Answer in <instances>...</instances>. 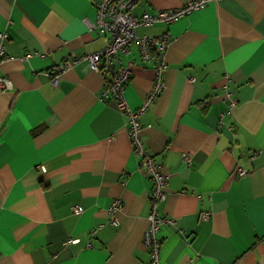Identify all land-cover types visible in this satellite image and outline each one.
Listing matches in <instances>:
<instances>
[{
	"label": "crops",
	"instance_id": "0c3cea01",
	"mask_svg": "<svg viewBox=\"0 0 264 264\" xmlns=\"http://www.w3.org/2000/svg\"><path fill=\"white\" fill-rule=\"evenodd\" d=\"M99 1L0 0V75L11 82L0 90V264H151L153 184L130 120L102 96L107 77L72 64L109 41L92 25ZM188 1L137 0L131 12ZM137 32L169 38L147 60L136 41L116 56L132 62V110L164 64L165 86L137 118L144 149L167 175L157 210L173 222L159 228V264H264V0H209Z\"/></svg>",
	"mask_w": 264,
	"mask_h": 264
},
{
	"label": "built area",
	"instance_id": "2783aa9c",
	"mask_svg": "<svg viewBox=\"0 0 264 264\" xmlns=\"http://www.w3.org/2000/svg\"><path fill=\"white\" fill-rule=\"evenodd\" d=\"M137 0H100L97 3V22L92 24L98 26L101 32L109 35L107 45L96 51L86 52L79 56H74L72 64H77L80 61H86L91 70L99 72L104 77H107V82L102 90V96L111 95L114 97L119 108L125 112L130 120L129 134L134 145L136 153L140 157V162L147 171V175L152 181V191L150 194V211L148 214L149 225L144 233V242L150 247L151 264H159L161 239L158 236L160 226L166 222H173L168 218H163L158 215L157 203L163 200L166 196L167 175L158 169V163L144 149L142 139L139 135L140 124L138 121L139 114L146 109L148 104L160 93L164 88L165 83L160 73L163 70V63L157 66L158 76L154 82L152 90L146 96L144 103L137 110H132L124 97V86L129 81L132 74V62L122 64L121 60L116 56L118 52L128 54L129 45L131 42H137L144 60L150 58L151 49L153 47L163 50L169 41L167 32H163L158 36L140 35L137 32L139 25L151 26L155 24H167L179 19L180 17L203 8L209 0H190L185 4L171 9L159 10L155 13L143 11L140 17L135 16L131 12V6ZM2 38L7 36L6 33H0ZM29 55H25L27 58ZM6 57V53L0 47V62ZM116 59V63L113 60ZM67 64H62L56 67L53 72H50L53 85H57L61 72L66 68ZM10 80L0 75V90L9 88ZM256 154L250 153L249 158H254ZM181 160L185 165L189 166L192 162L191 156L184 152L181 154ZM235 173L244 175L247 170L241 166L235 167ZM121 205V200L116 199L111 204L109 210L115 212ZM74 212L80 213L81 207L74 206ZM204 216H207L205 212ZM116 223L115 218L112 219ZM68 241L75 242L78 238H69Z\"/></svg>",
	"mask_w": 264,
	"mask_h": 264
}]
</instances>
